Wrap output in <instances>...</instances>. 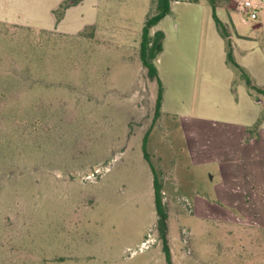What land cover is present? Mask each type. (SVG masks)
<instances>
[{
	"label": "rangeland",
	"instance_id": "1",
	"mask_svg": "<svg viewBox=\"0 0 264 264\" xmlns=\"http://www.w3.org/2000/svg\"><path fill=\"white\" fill-rule=\"evenodd\" d=\"M155 1L88 0L61 25L52 13L0 15V264H168L144 151L170 177L172 264H264V127L254 125L264 96L252 94L249 119L250 90L232 65L239 104L223 95L212 7L172 0L159 27L167 105L153 121L158 84L140 43ZM220 3L229 37L247 39L236 61L264 83L261 19ZM193 170L192 213L182 199Z\"/></svg>",
	"mask_w": 264,
	"mask_h": 264
},
{
	"label": "crops",
	"instance_id": "2",
	"mask_svg": "<svg viewBox=\"0 0 264 264\" xmlns=\"http://www.w3.org/2000/svg\"><path fill=\"white\" fill-rule=\"evenodd\" d=\"M65 0H14L13 1V7L8 9L7 6L9 4V2L6 4H2V0H0V15H2L1 17L5 20H15L17 19L16 17L17 16H20V17H26L27 19H32V18H37L39 19L38 17H43L45 14H48V13H52L53 15L56 16V24L57 25H61L63 23V21L65 20L66 16L68 15V13L71 12V10L73 8H77L79 6H82L84 5L88 0H83L79 5L77 6H73V7H70L69 9H67L65 11V14H64V17L63 19L60 21V22H57V15H56V11L59 9L60 5L64 2ZM200 6H202L201 4H198ZM172 7V13H174V5L172 4L171 5ZM223 5L219 8L218 10V16L220 18V20L225 24L226 22L222 19V17H220V10H224L223 9ZM170 14V15H171ZM13 15V16H11ZM170 15H168L167 17H165L157 26H155L153 29H155L156 31L160 30L159 27L161 26V24L163 23V21L168 18ZM12 17V19H10ZM212 18H213V12H212ZM228 19L231 21V15L230 13L228 14ZM214 20V19H213ZM244 21V20H243ZM261 25L263 24L264 25V13L261 15ZM215 23V21H214ZM216 26V24H215ZM217 28V26H216ZM42 30H46V31H49L47 29H42ZM155 31V32H156ZM161 31V30H160ZM217 31L218 33L220 34V39H219V49L216 50V53L219 54V58H220V61H221V76H223V74L225 75V78L223 80V83H221L220 87H221V91L223 93V95H226V96H230V98H234L236 99V102L237 104H239V93L237 92V90H235L236 88V84H239V83H245V81L243 80L242 76L240 77V82L237 83L238 81H235L232 80L233 76L231 77V71H230V68H231V64L228 63V60H227V43H226V39L223 38V36L221 35L219 29L217 28ZM234 36H230V40L232 41L231 42V45H232V55L234 57V60L236 61V52L240 53L241 55H245L247 53L248 50L246 49H242L241 47H239V43L240 42H243V41H246L247 39L244 38V36H242L241 34L239 33H236L235 34V39L233 38ZM166 34H165V41H166ZM166 52V47H165V44H164V49H163V52L158 56L157 60H156V64H157V68H158V65H159V61H160V58L163 56V54ZM140 57H141V54H140ZM237 64H239L237 61H236ZM242 68L245 69V71L247 70V72H249V68L247 66H244V65H241L239 64ZM158 72H159V76L161 78V81H162V84H163V87H164V92H163V101H162V106H161V114H160V117H162V115L165 113V107L167 105V102H166V95H167V90H166V87L164 85V82H165V78L164 76L161 74V71L160 69L158 68ZM241 74V73H240ZM255 79V78H253ZM152 82L154 83H157L156 81L154 80H151ZM256 85L259 87V88H262L264 89V83H261V82H258L257 80L255 81ZM247 86V85H246ZM250 90V89H249ZM225 93V94H224ZM252 94H257V95H261V96H264L263 94H260V93H256V92H253V91H248L247 93V98L249 100V103L247 101V99L245 98L246 102H247V105H248V110L251 109V118L249 119H253L254 120V103L257 104V105H260V103L258 102H253V95ZM220 96V95H219ZM157 101V100H156ZM233 104V103H232ZM235 106V104H233ZM257 108V107H256ZM258 112V111H257ZM155 116V114H154ZM154 120V118H153ZM255 127H257L258 129L256 131L259 130V127H264V118L261 116H257L255 118ZM252 120L251 122H245V123H242V124H239V126H241L240 128H245V129H250L251 126L253 125L254 123ZM247 134H248V138L251 139L252 138V134L247 131ZM183 142H184V146L187 150V154H188V161L190 162V164L192 165L193 168H195V164H198L196 161V158H192V156L190 155V151H189V144H188V140H186L184 134H183ZM144 159H145V156H144ZM145 161L148 163V166L149 168L152 170V186H153V193L155 194L154 192V172H153V166L151 163H149L146 159ZM199 165V164H198ZM170 166H172V162L170 164ZM154 171H156L154 169ZM166 169H161L159 168L157 172L158 176H159V180L162 182V185H163V193L164 195L166 196L165 198V203L167 205V208H168V212H169V220H170V210H169V207H168V201H167V198H169V203L172 202L173 200H175L172 196V187L169 185L170 183V177H168V175L165 173ZM195 178L197 179V175H195L194 173V170H193V174L190 172L188 173V177L187 179L184 180L183 182V186L184 188L186 189V195H184L183 197L187 198L190 200L191 204H192V213L194 212V205H193V202H192V198L194 196H196L197 192L195 190L196 186H195V183H194V180ZM154 206H155V195H154ZM157 214V213H156ZM157 220H158V216H157ZM169 229V228H168ZM168 237H169V230H168Z\"/></svg>",
	"mask_w": 264,
	"mask_h": 264
},
{
	"label": "trees",
	"instance_id": "3",
	"mask_svg": "<svg viewBox=\"0 0 264 264\" xmlns=\"http://www.w3.org/2000/svg\"><path fill=\"white\" fill-rule=\"evenodd\" d=\"M83 0H65L56 11L57 22H60L65 14V11L70 7L79 5ZM209 5L212 7L213 19L217 28L219 29L223 38L227 39V60L228 63L237 68L241 72V76L245 81L248 88L256 93L264 95V89L259 88L246 73L245 69L242 68L239 64L236 63L232 55V45L229 41V34L225 24L220 20L218 16V10L222 6L220 0H208ZM172 0H156L154 13L149 14L141 34V43H140V54L143 67L147 71V76L150 80H154L158 84V97L156 101V109L154 120L156 121L161 114V106L163 101V92L164 87L159 76L158 68L156 66V60L158 56L163 52L164 49V40L165 33L163 31H156L151 34V30L157 26L165 17L171 14L172 12ZM145 159L150 163L149 156L146 151H144ZM154 192H155V209L158 216L157 220V230L160 235V239L163 242L164 252L166 254V259L168 264H172L170 258V250L168 247V220L169 212L167 205L164 201L163 196V185L159 180V176L156 171H154Z\"/></svg>",
	"mask_w": 264,
	"mask_h": 264
},
{
	"label": "built area",
	"instance_id": "4",
	"mask_svg": "<svg viewBox=\"0 0 264 264\" xmlns=\"http://www.w3.org/2000/svg\"><path fill=\"white\" fill-rule=\"evenodd\" d=\"M237 2V8L239 12L244 16L245 22L258 21L261 19V15L264 13V0H235ZM185 207L189 212H192V204L189 199H182ZM150 241L146 240L141 245V250L149 247Z\"/></svg>",
	"mask_w": 264,
	"mask_h": 264
}]
</instances>
